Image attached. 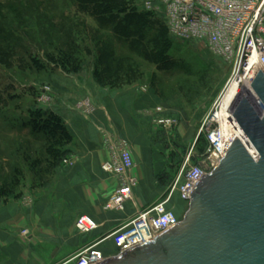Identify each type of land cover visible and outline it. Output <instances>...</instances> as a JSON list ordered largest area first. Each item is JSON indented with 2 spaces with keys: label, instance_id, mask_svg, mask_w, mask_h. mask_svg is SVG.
Wrapping results in <instances>:
<instances>
[{
  "label": "rangeland",
  "instance_id": "374dc122",
  "mask_svg": "<svg viewBox=\"0 0 264 264\" xmlns=\"http://www.w3.org/2000/svg\"><path fill=\"white\" fill-rule=\"evenodd\" d=\"M132 1L138 11L149 12L158 26H164L160 13L144 8L145 0ZM152 28L149 38L157 33L155 26ZM166 37L171 65L157 62L151 43H147L148 55H143L141 48L130 49L110 28H100L77 0H0V190L11 191L7 200L22 195L25 189L51 185L57 176V168L46 164L44 138L30 134L26 126L28 109L50 110L60 116L57 111L66 108L74 116L90 117L98 108L105 111L99 106L95 83L100 87L133 88L135 99L145 96L149 101L138 112L139 131L130 133L137 140L140 133L144 140L138 142L139 152L146 142L150 156L156 159L153 182L166 187L158 200L170 190L185 163H200L204 158L208 145L200 130H205L204 123L215 103L219 101L216 117L224 133L245 140L231 119L233 105L248 88L246 83L236 82L238 74L232 78L237 69L214 55L204 41L179 40L168 33ZM68 42L72 43L71 60L81 63L77 72L48 62V55L62 59ZM33 58L43 65L41 70L33 65ZM116 75L122 77L117 85L100 84L111 83ZM140 87H145L147 94ZM86 99L91 102L88 108L82 104ZM158 107L162 111H157ZM87 109L90 111L84 115ZM162 115L175 117L177 124L165 128L154 122ZM66 157L72 164L60 166L72 167L75 155L69 150ZM3 199L0 197V203ZM169 206L181 218L188 209L176 192Z\"/></svg>",
  "mask_w": 264,
  "mask_h": 264
},
{
  "label": "crops",
  "instance_id": "0c3cea01",
  "mask_svg": "<svg viewBox=\"0 0 264 264\" xmlns=\"http://www.w3.org/2000/svg\"><path fill=\"white\" fill-rule=\"evenodd\" d=\"M93 89L105 111L98 108L90 117L74 116L66 108L57 111L74 139L68 146L76 157L74 165L57 167L51 185L25 189L20 197L0 203V264H72L71 257L81 247L97 241L107 256H113L114 246L106 236L166 191L165 186L153 182L156 159L150 156L146 142L139 152L138 142L143 143L144 137L139 133L137 140L130 133L139 131L138 112L149 101L145 96L135 99L133 88L100 87L95 83ZM140 91L145 93V87ZM108 134L129 141L135 162L130 172L136 179L132 200L121 211L103 209L118 185L116 178L101 170L108 156ZM80 215L91 216L99 227L90 235L78 233L74 221Z\"/></svg>",
  "mask_w": 264,
  "mask_h": 264
},
{
  "label": "built area",
  "instance_id": "2783aa9c",
  "mask_svg": "<svg viewBox=\"0 0 264 264\" xmlns=\"http://www.w3.org/2000/svg\"><path fill=\"white\" fill-rule=\"evenodd\" d=\"M143 4L145 9L161 14L172 38L204 41L214 55L237 69V73L241 68L242 71L247 68L254 58L252 68L247 71L250 83L259 70L264 74V0H145ZM254 100L263 112L264 103L255 94ZM82 104H86L87 108L91 106L89 99ZM218 104L215 103L211 117L206 119L205 130H200L208 145L202 161L185 163L163 199L136 210L126 223L106 236L112 241L115 255L154 239L180 222L181 217L169 206L173 192L188 205L200 176L209 174L215 168L233 141L223 133L216 119ZM156 110L162 111L160 107ZM88 111L84 112L85 115ZM154 122L169 128L178 121L175 117L162 115ZM105 143L108 156L102 162L101 170L116 178L118 185L105 201L103 209L121 211L132 200L136 184L135 177L130 174L135 165L132 151L128 140L121 136L105 135ZM72 162L70 157L62 160L66 166ZM98 227L88 215H80L74 221V228L80 234H89ZM99 243L92 242L81 247L71 257L72 264H99L107 259L109 256Z\"/></svg>",
  "mask_w": 264,
  "mask_h": 264
},
{
  "label": "water",
  "instance_id": "95a60500",
  "mask_svg": "<svg viewBox=\"0 0 264 264\" xmlns=\"http://www.w3.org/2000/svg\"><path fill=\"white\" fill-rule=\"evenodd\" d=\"M250 87L264 103L261 70ZM231 118L256 158L236 136L215 168L200 176L178 224L99 264H264V111L243 95Z\"/></svg>",
  "mask_w": 264,
  "mask_h": 264
},
{
  "label": "trees",
  "instance_id": "16d2710c",
  "mask_svg": "<svg viewBox=\"0 0 264 264\" xmlns=\"http://www.w3.org/2000/svg\"><path fill=\"white\" fill-rule=\"evenodd\" d=\"M77 2L84 12L93 16L100 28H110L112 34L120 38L121 42L127 44L130 49L141 48L140 51H142L143 55H148L150 45L147 43H151L153 44L152 50L157 52L155 53V56H158L157 62L172 64L166 54V49L169 45L166 37V33H168L166 25L158 26L157 22L151 18L150 13L138 11L132 0H77ZM153 26H155L154 29L157 33L152 38H149L148 32L153 29ZM71 44L70 42L65 44L68 51H64L62 59L48 55V62L61 66V68L69 72L79 71L81 68L80 61L71 60ZM32 63L38 70L43 68V65L34 58ZM94 74L95 77H98V73L95 70ZM121 78V75H116L111 77L113 79L111 83H99L115 86L119 81H122L120 80ZM27 112L29 117L26 126L29 128L30 134L41 135L44 138L46 164L48 168L54 170L62 164L63 158L68 155V146L74 142L73 136L56 112L32 108L28 109ZM10 193L11 191L0 190V197L4 198L3 202L7 201V196ZM20 196L15 194L13 199Z\"/></svg>",
  "mask_w": 264,
  "mask_h": 264
},
{
  "label": "bare ground",
  "instance_id": "6f19581e",
  "mask_svg": "<svg viewBox=\"0 0 264 264\" xmlns=\"http://www.w3.org/2000/svg\"><path fill=\"white\" fill-rule=\"evenodd\" d=\"M253 63H254V58L253 59H251V61H250V63H249V65H248V67L247 68H245L243 71H242V73H236V74H234L233 76H232V78L234 77V76H236L237 74V78H235V80H236V82L237 83H246L247 84V86H248V88H247V91H244L243 93H241L239 96H238V99H237V101L239 100V98H241V96H243V95H247L248 97H250V98H253L254 97V92L252 91V89H251V87H250V82H249V76H248V74H247V71L248 70H250L251 68H252V65H253ZM231 78V79H232ZM231 79H230V81H231ZM230 81H229V83H230ZM228 83V84H229ZM228 86V85H227ZM226 86V87H227ZM226 89V88H225ZM225 91V90H224ZM234 106V105H233ZM218 108H219V105H218ZM218 110V109H217ZM216 114H217V111H216ZM216 119H217V117H216ZM218 120V119H217ZM219 121V120H218ZM220 122V121H219ZM220 124H221V128H222V123L220 122ZM239 127V126H238ZM240 129V128H239ZM241 130V129H240ZM222 131H223V128H222ZM242 131V130H241ZM223 133H224V131H223ZM243 133V132H242ZM225 134V133H224ZM230 137V139H232V140H234L235 138H236V136L235 135H232V136H229ZM243 137H244V139L249 143V145L251 146V144H250V142L247 140V138L244 136V134H243ZM238 138V137H237ZM244 145H245V147H246V144H245V140H242V139H240V138H238ZM252 147V146H251ZM247 148V147H246ZM253 148V147H252ZM254 149V148H253ZM247 150L249 151V153L251 154V155H255V158H256V156H257V154H256V152H251V150H249V148H247ZM255 153V154H254Z\"/></svg>",
  "mask_w": 264,
  "mask_h": 264
}]
</instances>
